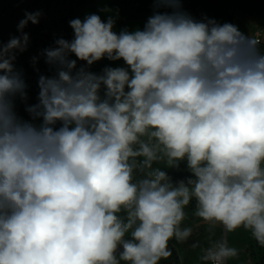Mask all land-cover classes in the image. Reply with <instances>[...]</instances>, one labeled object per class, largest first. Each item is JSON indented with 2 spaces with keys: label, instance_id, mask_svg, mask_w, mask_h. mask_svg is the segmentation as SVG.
Wrapping results in <instances>:
<instances>
[{
  "label": "clouds",
  "instance_id": "9594fccd",
  "mask_svg": "<svg viewBox=\"0 0 264 264\" xmlns=\"http://www.w3.org/2000/svg\"><path fill=\"white\" fill-rule=\"evenodd\" d=\"M156 2L173 11L143 30L117 34L96 14L70 20L74 38L44 50L58 71L39 77L31 120L15 111L27 85L14 61L41 12H26L21 34L0 43V264H119L118 247L120 260L158 264L170 239L191 235L180 224L192 196L204 221L243 226L264 246V51L233 24L194 20L181 0ZM71 54L127 67L73 73ZM158 151L186 159L194 179L174 186L157 169L133 183L130 158L151 167ZM236 255L220 242L201 259Z\"/></svg>",
  "mask_w": 264,
  "mask_h": 264
},
{
  "label": "rangeland",
  "instance_id": "374dc122",
  "mask_svg": "<svg viewBox=\"0 0 264 264\" xmlns=\"http://www.w3.org/2000/svg\"><path fill=\"white\" fill-rule=\"evenodd\" d=\"M181 5L184 6V12L190 16L189 7L193 6L195 9L199 7L201 13L197 12L198 14L207 19H214L219 24L225 11L235 8L245 19L250 22L254 20L256 22L254 24L264 31V0H181ZM36 11L41 12L39 23L29 22L23 29L29 36V42L24 52H17L14 61L15 69L21 73L27 85V99H21L19 96L14 99L15 111L24 120L32 119L25 110L26 107L38 103L39 77L43 75L51 78L56 76L58 71L57 66L46 62L44 50L56 47L57 39L71 41L74 38L70 20L79 18L83 21L86 16L96 14L102 21L107 22L111 17L115 21L113 31L118 34L122 30L129 32L143 30L149 17L157 12L171 13L173 9L157 4L156 0H0V43L6 44L11 37L19 36L21 33L18 31V24L25 18V13ZM69 58L77 62L73 73L79 71L81 67L97 75L103 74L106 67H127L122 59L111 61L105 57L89 66L86 61L79 60L74 54H71ZM103 94L102 86L101 97ZM33 122L39 124L41 121ZM59 126L58 123L56 127ZM141 140L146 143H155L154 140L149 141L148 136L141 137ZM133 147L136 149L139 145ZM157 155L159 158L152 162L151 167L143 166L145 159L143 156L130 158V163L135 164L133 183L151 178L149 173L157 169L165 171L174 186H178L181 181L187 183L188 179H194L186 159L169 162L163 152L158 151ZM189 188L191 190L192 186ZM197 207L196 198L192 196L189 204L183 209L185 216L180 228L191 229V235L173 246L179 263L210 264L201 259L205 250L217 243L226 242L228 247L237 251V255L228 258L226 264H264V246L256 241L250 229L240 226L232 231H226L220 222L204 221L197 216ZM117 215L125 222L127 221V210L122 208ZM118 254L119 264H130L128 261L120 260Z\"/></svg>",
  "mask_w": 264,
  "mask_h": 264
},
{
  "label": "crops",
  "instance_id": "0c3cea01",
  "mask_svg": "<svg viewBox=\"0 0 264 264\" xmlns=\"http://www.w3.org/2000/svg\"><path fill=\"white\" fill-rule=\"evenodd\" d=\"M183 8H184V6H183ZM189 9H190L191 17L194 20H197V21L205 20L203 15L198 14V13H201V12H199V10H200L199 7H197V9H195V7L190 6ZM221 20H222L220 23L221 25H223L224 23L233 24V25L237 26L242 33L248 35L250 38L253 36L254 31L260 30L261 34H260V42L258 43V47L260 48L261 51H264V39H262V36H264V31H262L261 28L259 29L257 24H254V23H256L254 20L251 22L248 21L247 19H245V17H243L242 13H240L235 8L227 9V11H225V13L222 15Z\"/></svg>",
  "mask_w": 264,
  "mask_h": 264
},
{
  "label": "trees",
  "instance_id": "16d2710c",
  "mask_svg": "<svg viewBox=\"0 0 264 264\" xmlns=\"http://www.w3.org/2000/svg\"><path fill=\"white\" fill-rule=\"evenodd\" d=\"M130 238H131V231L128 232V234L125 236V239H130ZM178 242H181V241H178L175 237L169 240L168 250L171 252V255L167 258H161L158 261V264H181L179 263L178 258L173 249L174 244H177Z\"/></svg>",
  "mask_w": 264,
  "mask_h": 264
},
{
  "label": "built area",
  "instance_id": "2783aa9c",
  "mask_svg": "<svg viewBox=\"0 0 264 264\" xmlns=\"http://www.w3.org/2000/svg\"><path fill=\"white\" fill-rule=\"evenodd\" d=\"M181 10L184 11V8L183 6L181 5ZM260 34H261V31L260 30H257V31H254L253 33V36L251 37L252 39H255L256 41H258V43L260 42ZM210 263V262H209ZM225 264H226V261H225Z\"/></svg>",
  "mask_w": 264,
  "mask_h": 264
},
{
  "label": "water",
  "instance_id": "95a60500",
  "mask_svg": "<svg viewBox=\"0 0 264 264\" xmlns=\"http://www.w3.org/2000/svg\"><path fill=\"white\" fill-rule=\"evenodd\" d=\"M122 251H123L122 247H118L117 254H118L119 252H122Z\"/></svg>",
  "mask_w": 264,
  "mask_h": 264
}]
</instances>
